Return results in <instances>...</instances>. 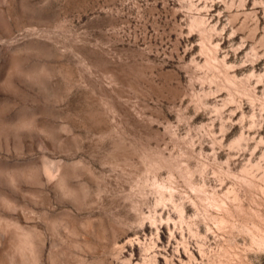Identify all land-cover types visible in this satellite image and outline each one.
<instances>
[{
	"label": "rangeland",
	"instance_id": "1",
	"mask_svg": "<svg viewBox=\"0 0 264 264\" xmlns=\"http://www.w3.org/2000/svg\"><path fill=\"white\" fill-rule=\"evenodd\" d=\"M0 264H264V0H0Z\"/></svg>",
	"mask_w": 264,
	"mask_h": 264
}]
</instances>
